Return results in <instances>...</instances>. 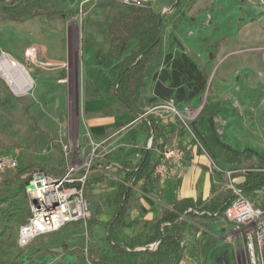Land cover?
<instances>
[{"label":"rangeland","instance_id":"374dc122","mask_svg":"<svg viewBox=\"0 0 264 264\" xmlns=\"http://www.w3.org/2000/svg\"><path fill=\"white\" fill-rule=\"evenodd\" d=\"M7 1L9 0H0V5ZM101 1H89L80 9L81 0H69V10L55 15L54 19L44 16L27 19L0 18V54L4 52L24 65L32 82L27 93L18 95L11 90L0 73V155L18 151L19 165H23L29 159L58 171H62L67 165L78 164L92 156L91 173L86 185V197L90 202L91 214L96 209L92 200L93 196L89 193L92 187L91 181L93 178L103 179L101 175L104 172L113 173L117 177V169L119 170L117 165L121 164L122 160L126 162L122 153L125 149L133 150L131 140L120 136L127 123L100 138H95L87 129L72 133L66 111L63 110V91L66 86L60 82L63 80L66 83L70 77L68 63L64 67L53 70L52 66L41 67L29 64L23 53L31 43L42 45L43 40L48 39L49 34L58 26L75 27L79 33L80 44L77 74H73V78L76 76L81 105V91L86 84L82 73L83 65L89 55L87 49H84L83 41L81 45L84 30L90 24L98 22L103 33L105 30L108 33L114 26L113 19L120 17L127 9L111 0L108 10H103L101 15L96 14ZM174 4L175 2L157 4L148 10L157 11L170 19L175 10ZM179 7V13L170 19L175 24L176 34L172 33L168 36L163 33L162 37L167 44L174 40L177 49L179 47L186 50L184 52L207 74V83L198 95L187 102L177 103L175 101V103L179 108L189 106L198 109L200 107V110L204 106L217 104L219 110L213 116V128L218 141L224 144L230 153L247 154V150H251L264 158V111L251 127L245 125L248 118L246 117L245 120L242 111L243 93H250L253 90L246 82L254 75L259 77L260 74L258 58H256L257 64L254 68L250 67L251 63L244 55L253 52L260 56L264 52L262 51L264 50V0H180ZM182 33H184L183 36ZM109 37L110 35L106 32L103 34L104 40ZM243 37L254 43L246 48L240 47ZM179 38L183 40L184 47L181 46ZM236 49L238 51L233 52ZM55 53L50 50L45 51L42 60L51 59V55ZM64 62L66 63L65 60ZM227 75L233 84L228 83ZM262 105L263 102L260 100V106L264 109ZM139 107L143 112L151 105L142 102ZM197 119L187 123L192 132L198 127L204 135L206 128L198 126ZM34 123L50 135L53 139L51 144L39 149L27 148L26 139L32 133L31 125ZM170 124L175 133H179L181 129L185 130L180 119H174ZM202 135L199 134V136ZM194 137L198 138L196 134ZM91 141L102 143L92 152ZM64 146H67L66 150L69 149L67 154H65ZM135 153L136 151H133L131 155ZM208 154L222 167L237 168L230 160H224L209 152ZM111 158L121 161L113 162ZM5 193L13 196L0 205V229L8 213L17 208L26 209L27 207V198L18 179L11 187L0 188V198ZM248 197L255 205L264 207V193L261 195L250 193ZM26 215L27 212H24L14 220L15 229L24 222ZM181 220L185 223L183 227L185 246L183 258L179 264H203L205 256L215 246H227L234 257L235 264L237 262L248 264L242 229L235 228L232 223L221 217L209 218L193 214V216H183ZM65 228L66 226L54 233L37 236L33 242L24 247L25 251L37 248L41 251L30 258H25L23 264H69L74 261L75 255L78 257L75 264H111L106 254L108 243L104 228L94 229V249L97 250L93 255L95 260L86 259V252L89 250L86 227L81 224ZM140 244L132 242L129 246L135 250H142L143 247ZM18 248L14 249L13 253ZM126 252L130 264H147V254L135 256L130 250ZM256 255L260 263L264 264V241L256 251ZM98 257H101L100 261Z\"/></svg>","mask_w":264,"mask_h":264},{"label":"trees","instance_id":"16d2710c","mask_svg":"<svg viewBox=\"0 0 264 264\" xmlns=\"http://www.w3.org/2000/svg\"><path fill=\"white\" fill-rule=\"evenodd\" d=\"M179 5L180 0H177L174 6L177 8ZM67 8V0H9L0 5V18L18 19L41 14L50 16L66 12ZM124 14L116 22L114 21L115 29L113 33H110L108 39L110 44L108 52L106 54L98 53L101 61L113 56L120 58V52L128 47L129 40L134 39L136 41L135 49L121 59L118 72L111 80L110 92L114 95L115 103L120 108L128 109L133 114L139 115L142 113L139 109L142 102L146 105H154L172 98L177 103H184L198 95L206 86L207 75L183 50H166L160 32L161 15L152 10L132 7H128ZM173 42L175 41L172 40L171 43ZM151 84L152 96L146 99L145 95ZM218 110L219 106L214 104L204 106L199 111L197 125L205 126L206 133L204 135L196 127L193 134L198 136L197 139L192 138L184 129L179 131L178 136L182 139L185 135L189 137V140L196 145L197 152L202 155V151L209 152L211 155L215 154L224 160L232 161L238 169L249 170L243 174V179L237 181L238 186L246 195L264 190V158L251 150H247V154L230 153L229 149L218 141L213 128V116ZM145 122H148V134L152 133L155 140H157L160 133L156 125L153 124L150 118L142 123ZM31 127L32 133L26 139L27 148L39 149L53 142L50 135L38 125L34 123ZM199 134L202 136H199ZM131 140L134 142L135 138L132 136ZM36 168L52 173L61 172L28 159L23 165H19L17 169L8 171L0 177V188L11 187L18 179L24 192L25 182L20 176ZM120 169L124 173L122 182L117 185L116 212L112 220L105 226L106 241L108 243L106 254L112 264H128L123 258V253L126 250H130L135 255L147 254V264H179L185 246L183 243L185 223L180 217L182 215L193 216L191 212L186 213V209L202 205V209L209 212L215 210L221 212L228 204V196L224 192L204 204L200 199L193 201L190 198H183L174 201L171 209H162L159 216L150 221L145 234L143 249L135 250L133 247L114 242L112 227L115 224L126 225L124 215L128 199L131 196L132 186L139 179L146 180L151 176L150 149H142L141 158L135 165L124 164ZM11 196L13 195L5 193L0 198V205L7 202ZM24 212H27L28 215V206L26 209H14L5 217L6 221L0 229V264H23L25 258H30L41 251L40 248L25 251L23 248H18L16 244L18 228L15 229L13 223ZM101 213L102 211L99 208L94 209L86 223V235L89 239V250L86 252L87 260H95L93 255L97 250L94 249L95 245L91 240L93 229L98 223V216ZM202 216L216 218L205 213ZM153 242L157 243L156 248L150 250L148 246ZM16 248L18 249L13 253ZM98 258L100 261L101 257ZM203 264H235V261L227 246H215L205 256Z\"/></svg>","mask_w":264,"mask_h":264},{"label":"crops","instance_id":"0c3cea01","mask_svg":"<svg viewBox=\"0 0 264 264\" xmlns=\"http://www.w3.org/2000/svg\"><path fill=\"white\" fill-rule=\"evenodd\" d=\"M176 1L177 0H155L153 7L157 4H172ZM67 2V9L69 10V0H67ZM109 2H111V0H102L98 5L99 11H96V14L101 15L103 10H108L111 5ZM179 9V6L175 8L170 19H173V17L179 13ZM154 12L159 13L157 11ZM59 14L61 13L50 16L41 14L18 19H27L36 16H44L45 18L54 19V16ZM159 14L161 15V13ZM123 15L125 14L123 13L120 17L113 20L116 22L118 19L123 17ZM170 19L161 15V36L163 33L168 36L172 33L176 34L174 29L175 24L173 23V20L171 21ZM89 22L91 23V21ZM114 29L115 28L113 26L108 33L107 30L103 33L102 29H100L99 23L96 22L95 24H90V26L84 30V34L81 38V45L83 41L84 49H87L89 55L86 57V62L84 61L85 64L83 65L84 71L82 73L86 79V84H84L81 91V105L79 103V91L77 87V79L75 78L76 76L73 78V74H77L78 65V46L80 44L78 30L75 27H65L61 25L49 34L50 37L48 39L43 40L44 42L42 45L38 43H31L27 46L37 47L39 60H42V56L47 50L56 52L51 55V59L46 58L47 61L55 63V67H53V65L51 67L53 70L64 67L68 63V70L70 71V74L68 75L70 77L66 80V83L63 80L60 82L64 83L66 86L63 91V110L66 111L65 114L68 117L72 133L87 129V131L95 138H100L103 135L112 133L124 124L129 123L135 117V114L130 112L128 109L120 108L115 103L114 95L110 92V83L118 72L121 59L128 55L130 51L135 49L136 41L134 39L129 40L128 47L120 52V58L113 56L101 61L100 57H98V53L106 54L109 50L110 44L108 43V39H103V34L106 32V34L110 35V33H113ZM183 35L184 33H182V36ZM192 37L195 38V36ZM179 40L181 46L184 47L182 43L183 40L180 38ZM171 42L172 41L167 44L164 41L166 50H182L179 47L177 49L175 45L176 41L173 43ZM183 51L186 50L184 49ZM236 51L238 50L236 49L233 52ZM28 63L33 65L30 62ZM151 96L152 84L149 85L145 98L149 99ZM148 118H150L153 122L155 120L158 122L156 127L159 130V137L161 139L164 141L173 139L174 131L171 129L170 124L172 119L168 118L158 120L151 117ZM148 130V122L141 123L139 126L131 125L125 128L121 132L120 136L129 138L130 140L133 136L135 140L134 142L131 140L133 145H131V147L133 150L125 149L124 153H122L125 156L123 157L126 162L123 160H115V158L110 159L113 162L121 161V164L117 165L119 167V170L117 169L119 175L117 174L116 177L113 173L104 172L103 174L101 173L103 179L93 178L91 181L92 187L89 190V193L93 196L92 200L96 206L95 208H99L102 211V213L98 216V223L95 225L94 229L104 228L103 231L105 236V226L112 220L113 215L116 212L117 205L115 197L118 193L117 185L122 182L124 173L120 167L124 164L133 166L139 161L142 149L149 135ZM128 131H130V133H128ZM178 140H180L181 144L185 147V159L181 176L179 178H173L162 185H159L156 181H154L151 176L146 180L139 179L132 187L131 196L127 202V209L124 215V222L126 225L120 226L115 224L112 227L114 242L128 247H132L129 246L132 242L141 243L140 245L143 247L148 225L152 219L159 216L162 209H171L174 201H178L183 198H190L193 201L200 199L203 201V204L208 203L211 198H214L223 192V178L220 174H216L211 171L208 158L197 152L196 146L186 135L183 139L178 137ZM133 151H136V153L131 155ZM158 155V148L156 146L152 147L150 149V159L152 165L157 161ZM237 177L236 181L243 179V175ZM76 225L81 224L70 223L66 225L65 229ZM94 229L91 242L95 244ZM31 242H33V240ZM127 254L128 253L125 251L123 253V258L128 264H130ZM77 259L78 257L75 255L74 261L69 264H75ZM237 264H239V262H237Z\"/></svg>","mask_w":264,"mask_h":264},{"label":"built area","instance_id":"2783aa9c","mask_svg":"<svg viewBox=\"0 0 264 264\" xmlns=\"http://www.w3.org/2000/svg\"><path fill=\"white\" fill-rule=\"evenodd\" d=\"M89 1L81 0V6ZM124 7L151 9L155 0H114ZM4 52H1L3 55ZM26 60L38 66H54L55 63L38 59V49L29 46L24 51ZM24 66V65H23ZM28 73V72H27ZM198 109L189 106L179 108L175 101L170 98L151 105L126 125H136L146 121L148 117L162 119H180L185 126V131L195 139L188 123L197 118ZM188 122V123H187ZM154 125L158 122L155 120ZM125 127L123 128V130ZM178 133L174 132L173 139L164 141L160 137L155 140L150 133L144 144L145 149L156 146L159 151L157 161L152 165L151 178L159 185H162L173 178H179L182 174L185 159V147L178 140ZM92 143V152L102 142ZM156 144V145H155ZM196 146V145H195ZM64 146L65 154L69 152ZM17 153L0 155V177L6 172L17 169L19 166ZM211 171L220 174L223 178L222 190L228 196V204L219 212L218 210L209 212L198 207H188L186 213L191 212L195 215L208 214L216 218H223L229 221L237 229L244 232L245 252L248 264H262L257 258L256 251L264 241V207L255 205L246 193L238 186L236 177L245 174L249 170L222 167L215 162L205 151ZM92 168V156L78 164L67 165L60 173L47 172L36 168L23 173L20 178L25 182L24 192L27 198L28 215L23 224L18 227L16 244L19 248H24L37 236L58 231L70 223H80L86 227L87 220L90 218V202L86 197V185L90 177ZM237 175L236 177H234ZM130 185V184H128ZM135 185V184H134ZM133 185V186H134ZM31 186V188H30ZM132 186V187H133ZM259 195L264 190L256 191ZM183 215L180 217L182 219ZM157 243L149 244L148 248L153 250Z\"/></svg>","mask_w":264,"mask_h":264},{"label":"bare ground","instance_id":"6f19581e","mask_svg":"<svg viewBox=\"0 0 264 264\" xmlns=\"http://www.w3.org/2000/svg\"><path fill=\"white\" fill-rule=\"evenodd\" d=\"M244 37L240 44V47L246 48V46H250L251 43H254L252 41H247V39H245ZM244 56L249 60L248 62L251 63L250 67H254V68L256 67L257 64L256 58H258L257 60H259V67H260L259 77L254 75L251 79L249 78V80L246 82L247 85L254 90V92H252L253 91L252 90L250 93L246 92L243 93L242 95V111L243 114L245 115V120L246 117L248 118L245 125L247 127H251L252 123L256 121V118L260 117L261 112L264 111V109H262L260 106V100H262L264 105V52L261 53L260 56L255 55L253 52L249 54H245ZM247 70L250 69L247 68ZM0 73L15 94L21 95L28 92L32 82L25 67L16 59L10 57L6 53L1 55L0 57ZM228 76L229 75H227V77ZM230 82L232 83V80L230 77H228V83Z\"/></svg>","mask_w":264,"mask_h":264},{"label":"water","instance_id":"95a60500","mask_svg":"<svg viewBox=\"0 0 264 264\" xmlns=\"http://www.w3.org/2000/svg\"><path fill=\"white\" fill-rule=\"evenodd\" d=\"M30 188H31V186H30Z\"/></svg>","mask_w":264,"mask_h":264}]
</instances>
